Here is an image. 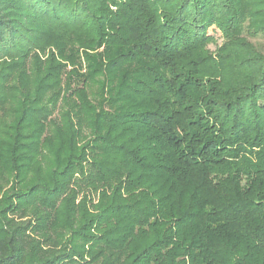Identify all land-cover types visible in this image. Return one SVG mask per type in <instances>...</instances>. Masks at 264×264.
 <instances>
[{
  "label": "trees",
  "instance_id": "1",
  "mask_svg": "<svg viewBox=\"0 0 264 264\" xmlns=\"http://www.w3.org/2000/svg\"><path fill=\"white\" fill-rule=\"evenodd\" d=\"M259 34L264 0H0V264H264Z\"/></svg>",
  "mask_w": 264,
  "mask_h": 264
},
{
  "label": "rangeland",
  "instance_id": "2",
  "mask_svg": "<svg viewBox=\"0 0 264 264\" xmlns=\"http://www.w3.org/2000/svg\"><path fill=\"white\" fill-rule=\"evenodd\" d=\"M248 39L249 41L254 44L255 46H257L258 49H260L261 51H263L264 53V35L262 34H259V36H255V37H252V36H248ZM222 39L220 38V35L219 33H217L215 35V41L212 42L211 44H209V47L211 48V50L214 52V51H217L218 47L217 45H221L222 44Z\"/></svg>",
  "mask_w": 264,
  "mask_h": 264
}]
</instances>
